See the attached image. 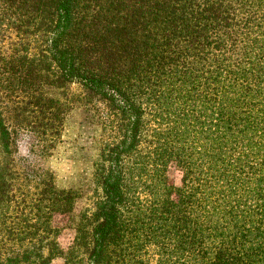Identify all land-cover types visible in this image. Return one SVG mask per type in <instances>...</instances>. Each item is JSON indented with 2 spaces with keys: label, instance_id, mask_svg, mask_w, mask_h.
<instances>
[{
  "label": "trees",
  "instance_id": "1",
  "mask_svg": "<svg viewBox=\"0 0 264 264\" xmlns=\"http://www.w3.org/2000/svg\"><path fill=\"white\" fill-rule=\"evenodd\" d=\"M77 102L100 129L79 214L40 162ZM57 258L264 264V0H0V264Z\"/></svg>",
  "mask_w": 264,
  "mask_h": 264
},
{
  "label": "rangeland",
  "instance_id": "2",
  "mask_svg": "<svg viewBox=\"0 0 264 264\" xmlns=\"http://www.w3.org/2000/svg\"><path fill=\"white\" fill-rule=\"evenodd\" d=\"M71 89L74 94L81 91L78 84H73ZM99 132L98 125L89 117L86 107L77 102L67 117L62 139L56 149L40 161L55 172L59 187L78 190L80 195L75 210L78 214L91 205L95 191L98 190L93 182V161L96 157L95 137ZM25 152L24 149L23 153ZM168 173L172 183H181L182 172L175 163L170 164ZM74 216L75 214L54 216V224L62 227L58 240L64 248L72 243L75 236L72 222ZM61 262L57 258L53 264Z\"/></svg>",
  "mask_w": 264,
  "mask_h": 264
}]
</instances>
